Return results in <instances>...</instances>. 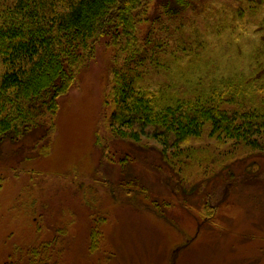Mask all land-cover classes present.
<instances>
[{
  "label": "trees",
  "instance_id": "trees-1",
  "mask_svg": "<svg viewBox=\"0 0 264 264\" xmlns=\"http://www.w3.org/2000/svg\"><path fill=\"white\" fill-rule=\"evenodd\" d=\"M101 38L111 57L94 145L105 158L115 141L153 143L184 184L264 157V0H0V144L39 129L27 159L48 155L58 99Z\"/></svg>",
  "mask_w": 264,
  "mask_h": 264
},
{
  "label": "rangeland",
  "instance_id": "rangeland-1",
  "mask_svg": "<svg viewBox=\"0 0 264 264\" xmlns=\"http://www.w3.org/2000/svg\"><path fill=\"white\" fill-rule=\"evenodd\" d=\"M105 41L58 99L47 156L27 159L39 129L0 144V264H264V157L179 184L153 143L115 141L106 158L95 147L111 57ZM125 155L132 160L120 161Z\"/></svg>",
  "mask_w": 264,
  "mask_h": 264
}]
</instances>
